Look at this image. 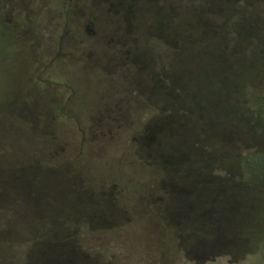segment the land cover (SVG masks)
<instances>
[{"label":"trees","instance_id":"trees-1","mask_svg":"<svg viewBox=\"0 0 264 264\" xmlns=\"http://www.w3.org/2000/svg\"><path fill=\"white\" fill-rule=\"evenodd\" d=\"M104 10L102 23L91 15L82 26L63 25L56 49L88 63L100 86L121 88L117 105L128 118L107 137L92 133L86 111L69 117L79 137L61 141L55 165L1 160L0 260L108 264L83 240L112 226L120 196L146 208L186 260L201 264L248 246L244 255L253 253L260 236L239 232L249 194L238 188L256 184L241 178V165L264 169V94L251 91L264 82V0H108ZM65 87L60 111L73 97ZM42 137L32 123L27 140ZM87 137L103 142L100 169L86 161ZM13 246L21 251L9 257Z\"/></svg>","mask_w":264,"mask_h":264},{"label":"rangeland","instance_id":"rangeland-1","mask_svg":"<svg viewBox=\"0 0 264 264\" xmlns=\"http://www.w3.org/2000/svg\"><path fill=\"white\" fill-rule=\"evenodd\" d=\"M107 1L0 0V162L2 160L3 166H17L28 161L48 165L53 162L55 165L65 154L61 141H74L79 137L71 130L69 124L72 119L69 117L85 118L86 111L88 118L96 123L92 133H104L107 137L116 132L115 127L122 121L121 117L128 118L119 113L121 105H117L118 101L125 102L121 88L117 87L116 92L113 87L112 90L111 87L100 86L97 82L99 77L90 72L88 63L70 62L56 49L63 25L71 28L82 26L90 18L93 20L91 15L98 21L101 13L108 14L102 11ZM87 39L92 40L93 37ZM89 40L84 38V41ZM61 80H66L72 88L62 85ZM64 87L68 91L73 90V97L65 101L67 114L63 112L64 108L61 111L56 108L64 102ZM251 91L264 94V82ZM136 115L137 112L132 117ZM32 123L43 132L38 141L27 140ZM99 138L90 141L92 138L87 137L90 150L86 161L88 165L97 164L95 169H100L96 160L108 158L98 150L103 144ZM250 157L253 159V154ZM111 164H115L114 161ZM241 166V178L256 184L238 188L249 194L248 203L239 205V232L260 238L254 244L253 253L244 255V252L252 251L248 246L247 250L241 248L235 254L201 264H264V185L261 184L264 169L256 165ZM119 173L126 174L125 169H120ZM137 177L133 178L135 183ZM90 178L92 187L98 189L99 181ZM238 200L241 202L240 197ZM119 201L111 219L112 226L94 231L83 240L86 249L98 260L108 264H197L177 253L172 235L160 230L146 208L144 211L137 207L134 209L136 202L133 204L128 197L120 196ZM69 204L72 205L71 201L66 200L62 207L64 214L69 212V208L71 210ZM141 214L145 219L138 216ZM15 251L20 252L21 249L13 246L7 255L14 254V257ZM19 261L7 258L0 260V264H21Z\"/></svg>","mask_w":264,"mask_h":264}]
</instances>
